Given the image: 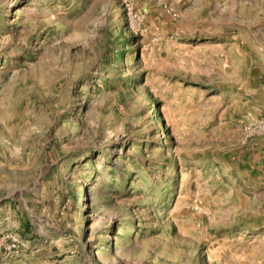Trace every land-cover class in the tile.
I'll return each mask as SVG.
<instances>
[{"label":"rangeland","instance_id":"1","mask_svg":"<svg viewBox=\"0 0 264 264\" xmlns=\"http://www.w3.org/2000/svg\"><path fill=\"white\" fill-rule=\"evenodd\" d=\"M263 121L264 0H0V264H264Z\"/></svg>","mask_w":264,"mask_h":264},{"label":"crops","instance_id":"2","mask_svg":"<svg viewBox=\"0 0 264 264\" xmlns=\"http://www.w3.org/2000/svg\"><path fill=\"white\" fill-rule=\"evenodd\" d=\"M247 162L258 176L264 179V135L255 139L246 148Z\"/></svg>","mask_w":264,"mask_h":264},{"label":"bare ground","instance_id":"3","mask_svg":"<svg viewBox=\"0 0 264 264\" xmlns=\"http://www.w3.org/2000/svg\"><path fill=\"white\" fill-rule=\"evenodd\" d=\"M116 19H117V17H116Z\"/></svg>","mask_w":264,"mask_h":264},{"label":"built area","instance_id":"4","mask_svg":"<svg viewBox=\"0 0 264 264\" xmlns=\"http://www.w3.org/2000/svg\"><path fill=\"white\" fill-rule=\"evenodd\" d=\"M263 123H264V121H263Z\"/></svg>","mask_w":264,"mask_h":264}]
</instances>
